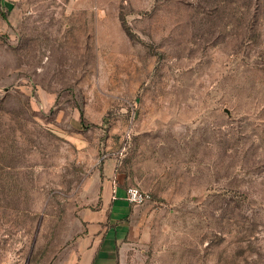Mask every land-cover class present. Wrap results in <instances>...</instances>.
<instances>
[{
  "label": "rangeland",
  "instance_id": "obj_1",
  "mask_svg": "<svg viewBox=\"0 0 264 264\" xmlns=\"http://www.w3.org/2000/svg\"><path fill=\"white\" fill-rule=\"evenodd\" d=\"M111 170L119 264H264V0H0V264L65 260Z\"/></svg>",
  "mask_w": 264,
  "mask_h": 264
},
{
  "label": "crops",
  "instance_id": "obj_2",
  "mask_svg": "<svg viewBox=\"0 0 264 264\" xmlns=\"http://www.w3.org/2000/svg\"><path fill=\"white\" fill-rule=\"evenodd\" d=\"M112 170L103 182V204L81 213L80 232L72 239L69 255L59 264H119L125 241L134 238L132 219L141 207L124 199L121 177Z\"/></svg>",
  "mask_w": 264,
  "mask_h": 264
},
{
  "label": "built area",
  "instance_id": "obj_3",
  "mask_svg": "<svg viewBox=\"0 0 264 264\" xmlns=\"http://www.w3.org/2000/svg\"><path fill=\"white\" fill-rule=\"evenodd\" d=\"M124 199L130 204L142 205L150 199V196L146 192L131 187L124 191Z\"/></svg>",
  "mask_w": 264,
  "mask_h": 264
}]
</instances>
